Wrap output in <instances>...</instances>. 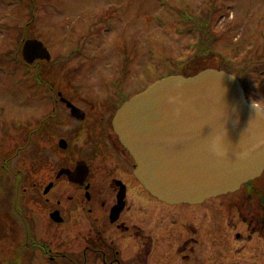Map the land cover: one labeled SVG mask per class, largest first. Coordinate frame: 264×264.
I'll list each match as a JSON object with an SVG mask.
<instances>
[{
    "label": "flooded vegetation",
    "instance_id": "af4514ba",
    "mask_svg": "<svg viewBox=\"0 0 264 264\" xmlns=\"http://www.w3.org/2000/svg\"><path fill=\"white\" fill-rule=\"evenodd\" d=\"M50 77L67 89L49 96L44 76L39 92L29 85L39 114L20 124L0 113V264H264V169L216 195L163 201L114 129L144 90L132 93L136 80L107 74L86 90L78 74Z\"/></svg>",
    "mask_w": 264,
    "mask_h": 264
},
{
    "label": "rangeland",
    "instance_id": "374dc122",
    "mask_svg": "<svg viewBox=\"0 0 264 264\" xmlns=\"http://www.w3.org/2000/svg\"><path fill=\"white\" fill-rule=\"evenodd\" d=\"M26 1L0 0V113L3 111L6 119L16 118L20 124H24L29 110L36 115L43 107L33 96L29 100V85H33L32 90H40L33 80L36 68L26 69L23 64L1 56L7 51L15 56L18 31L14 27L30 19ZM183 1L36 0L40 8L31 32L49 48L52 58L80 49L59 74H78L76 80L86 84V90L103 75L122 73L126 57L125 61H129L126 73L136 80L133 93L163 76L178 74L175 60L191 53L189 43L195 33L183 31L185 25L176 23L178 8L174 7L197 9L201 0ZM220 3L229 8L216 19L214 30L217 33L229 30L225 39L238 46V60L247 56L260 61L259 65L264 64V0H220ZM217 63L214 59L208 64L215 67ZM249 81V97L264 105V69L249 75ZM58 84L59 88L67 89L65 80Z\"/></svg>",
    "mask_w": 264,
    "mask_h": 264
},
{
    "label": "water",
    "instance_id": "95a60500",
    "mask_svg": "<svg viewBox=\"0 0 264 264\" xmlns=\"http://www.w3.org/2000/svg\"><path fill=\"white\" fill-rule=\"evenodd\" d=\"M21 54L27 64L52 58L36 38L24 40ZM63 100L75 119H84ZM113 124L137 164V178L166 202L216 195L264 169V110L224 70L164 77L126 101Z\"/></svg>",
    "mask_w": 264,
    "mask_h": 264
},
{
    "label": "trees",
    "instance_id": "16d2710c",
    "mask_svg": "<svg viewBox=\"0 0 264 264\" xmlns=\"http://www.w3.org/2000/svg\"><path fill=\"white\" fill-rule=\"evenodd\" d=\"M21 3L23 0H16ZM183 0H181L182 2ZM191 2V0H189ZM220 0H201V4L197 9L190 10L188 7H174L178 11L177 24L185 25L183 31L191 32L194 31L193 41L189 43L191 53L188 57L183 59L175 60V67L179 70L181 74L189 76L197 73L198 71L213 67L208 63L214 59L218 60L215 65L216 68L225 70L237 76L243 85L249 84V75L253 73H259L264 69V64H260L257 59H250L247 56L242 60L237 59V55L240 52L238 46L234 44L233 41L226 40L228 36V29L223 31L214 30L215 21L217 18L224 16V10L228 9V5L219 4ZM28 7V21L22 25L15 26L14 29L18 31V40L15 56L10 55V51H7L1 56V59L9 60L13 59L16 63L23 64L26 69L31 70L36 68L34 75L37 83L40 82L42 76H48L47 83L49 88L58 89L51 84L60 83L59 80H54L49 76L53 74H59L64 68V65L68 63L78 52H81L79 48L72 50L63 56L53 58L50 62H35L34 65H26L20 55V47L22 42L26 38L35 37L32 33L31 24L35 20V16L39 11V5L36 0H27ZM187 1L184 0L183 3ZM89 37L85 38L88 39ZM228 42V44H227ZM125 54V52H124ZM71 73V71H69ZM170 75V74H168Z\"/></svg>",
    "mask_w": 264,
    "mask_h": 264
}]
</instances>
